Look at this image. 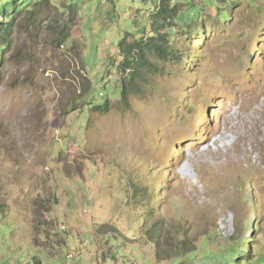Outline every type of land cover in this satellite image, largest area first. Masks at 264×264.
Here are the masks:
<instances>
[{
	"label": "rangeland",
	"instance_id": "obj_1",
	"mask_svg": "<svg viewBox=\"0 0 264 264\" xmlns=\"http://www.w3.org/2000/svg\"><path fill=\"white\" fill-rule=\"evenodd\" d=\"M37 1L0 65V264H215L240 238L264 264V0L160 29L180 59L137 74L119 43L160 0Z\"/></svg>",
	"mask_w": 264,
	"mask_h": 264
},
{
	"label": "trees",
	"instance_id": "obj_2",
	"mask_svg": "<svg viewBox=\"0 0 264 264\" xmlns=\"http://www.w3.org/2000/svg\"><path fill=\"white\" fill-rule=\"evenodd\" d=\"M31 0H0V65L3 64V51L5 47L11 42V36L13 32V25L18 17V14L29 5ZM179 3H175L172 0H160L155 6V9L150 14L149 22V35L147 40H136L132 44H126L128 35H125L123 40L119 43V50H121V56L124 57V60L121 64L123 70H128L133 72V68L138 69L144 67L143 64L148 60L149 55L156 56L159 60L180 59L177 50L174 47L170 49L166 45V40L162 39V35L159 33L160 29H164L166 32H173V30H178L181 36H187L190 34L193 26L191 23H195L196 19L200 15L202 8L207 7L208 9L214 8L215 14L217 15L218 20H224L225 18H230L229 9L232 5H226L230 3V0H179ZM43 0H39L36 3L38 5L43 4ZM202 4H199V3ZM201 6V7H200ZM30 11V10H29ZM38 10L30 11V19L38 14ZM6 20L2 22L1 18ZM172 21L171 24L167 22ZM192 27V28H191ZM136 57L129 59L130 54H135ZM135 71V70H134ZM134 73V72H133ZM135 75V74H134ZM137 75L129 76L130 85L135 81ZM133 89V86H132ZM128 91V89H126ZM121 90L122 98H126V91ZM104 106L95 105L94 107L99 108ZM256 232L259 230L258 223L255 224ZM241 238L236 240V244H229L221 247V251L217 253H209L208 250L204 251L203 259L215 260V264H251L253 259L250 258L251 244L249 240L247 242L246 251L248 255H242L239 247L241 246ZM204 241L200 247L205 249ZM194 253V254H193ZM189 253L188 259H192L194 256L199 253L193 252ZM174 259L173 264H178L179 260Z\"/></svg>",
	"mask_w": 264,
	"mask_h": 264
},
{
	"label": "bare ground",
	"instance_id": "obj_3",
	"mask_svg": "<svg viewBox=\"0 0 264 264\" xmlns=\"http://www.w3.org/2000/svg\"><path fill=\"white\" fill-rule=\"evenodd\" d=\"M231 115H232V114H231ZM251 118H252V117H251ZM251 118H250V119H251ZM255 120H256V119H255ZM225 121H226V120H225ZM253 121H254V120H253ZM227 122H228V121H227ZM224 123H225V122H224ZM231 126H232V125H231ZM231 128H233V127H230V129H229V128H228V129L231 130ZM246 128H247V127H246ZM248 129H249L251 132L253 131V133H255V130H254L253 128H248ZM226 130H227V129H226ZM223 133H224V132H223ZM234 133H235V132H234ZM234 133H233V134H234ZM242 134H243V133H242ZM221 135H222V134H221ZM247 137H248V136H247ZM228 139H229V138H228ZM224 140H225V138H224ZM251 140H252V139H251ZM263 140H264V139H263ZM248 141H249V140H248ZM218 142H219V140H218ZM233 143H234V142H233ZM227 146H228V145H227ZM218 147H219V146H218ZM218 149H219V148H218ZM224 152H225V151H224Z\"/></svg>",
	"mask_w": 264,
	"mask_h": 264
}]
</instances>
